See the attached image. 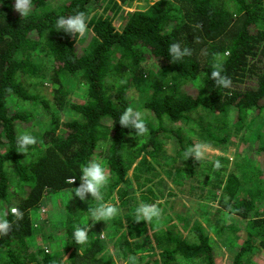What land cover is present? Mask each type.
I'll use <instances>...</instances> for the list:
<instances>
[{
	"label": "trees",
	"instance_id": "16d2710c",
	"mask_svg": "<svg viewBox=\"0 0 264 264\" xmlns=\"http://www.w3.org/2000/svg\"><path fill=\"white\" fill-rule=\"evenodd\" d=\"M133 1L62 0L52 6L48 0H32L31 12L22 17L13 7L15 0H0V215L7 213L12 222L8 235L0 236V264H117L109 252L105 254V239L89 231L87 243L76 244L74 231L66 227L71 241L67 240L65 260L58 251H45L28 240L37 225L31 221L30 210L37 209L49 194L79 186L81 168L92 159L104 164L110 173V182L102 189L103 200L97 206L114 198L121 207L111 219L112 226L120 225L123 218L127 220L125 231L119 235L128 233L131 241L124 237L118 244L124 253L131 252V256L125 254L126 262L135 257L136 264H215L216 238L227 253L233 248L227 264H257L254 258L264 250V187L242 189L239 179L226 166L220 163L222 167L216 169L213 162L209 170L214 172L211 181L215 192H196L200 186L185 173L192 175L199 165L202 168L203 161L191 157L185 160V144L191 141L165 122L191 121L190 114L201 109L219 116L213 119L223 128L228 111L233 109V123L240 130L248 122L249 112L261 115L264 0H156L143 10L128 13L117 29L112 17L122 4ZM103 3L102 13L110 8L113 16L92 13ZM77 10L85 13L88 24L82 38L89 30L92 32L80 51H76L74 36L55 30L57 17ZM173 42L189 47L192 55L173 62L168 53ZM214 54L231 78L230 88L218 87L210 79ZM147 58L155 61L154 70L145 68ZM192 81L200 83L197 93L190 89ZM44 82L52 86V105L59 109L67 105L74 119L61 121V112L57 116L55 109L48 110L47 100L32 91L43 87ZM72 82L84 85L81 102L65 100L67 86L70 91ZM130 88L138 91L142 105L152 113L146 118L145 135L119 124L120 114L133 102L127 95ZM14 100L18 102L16 110L10 104H15ZM30 101L37 105L42 118L50 117V123L38 129L36 144L24 154L18 152L17 129L35 116L21 108ZM221 113L225 116L221 117ZM199 126L204 132L206 127ZM171 139L175 149L161 162L163 144ZM218 139L224 141L222 136ZM257 147L258 153L264 152L262 142ZM176 156L181 170L175 167ZM258 160L263 178L264 162ZM130 169L134 182L127 175ZM159 169L179 185L177 189L193 208L201 207L197 202L205 205L214 201L216 211L206 213L204 208L195 214L198 209L189 206L188 216L173 211L171 203L177 199L169 198L176 194L152 188L155 179L160 178ZM207 177L210 179L209 174ZM68 178H75V183L71 185ZM138 199L147 204L164 199L158 206L171 213L165 219L169 225L165 227V221L150 223L154 230L151 232L143 220L137 222L136 214L126 210L134 212ZM9 200L13 205L8 204ZM83 204L73 194L63 207L54 210L53 217L62 216L66 224L74 209L85 208ZM13 206L23 212V219L16 221L10 214ZM211 213L214 220L224 213L231 214L234 221L226 226L244 233L230 238L229 230L224 228L210 234L200 217L208 218ZM241 222H245V228ZM100 226L109 225L101 222ZM254 254L258 255L252 259ZM145 255L148 259L141 263Z\"/></svg>",
	"mask_w": 264,
	"mask_h": 264
},
{
	"label": "rangeland",
	"instance_id": "374dc122",
	"mask_svg": "<svg viewBox=\"0 0 264 264\" xmlns=\"http://www.w3.org/2000/svg\"><path fill=\"white\" fill-rule=\"evenodd\" d=\"M62 0H48L49 4L52 6L58 5ZM156 0H134L132 4L128 5L127 3L122 4L120 9L115 13L113 16L112 11L110 8H108L105 12L103 11V4H101L94 12L100 15H108L113 16L112 17V23L116 26L117 29H120L122 27V23L126 17V15L130 12H133L135 10H143L145 9L149 4L153 3ZM92 36V32L89 30L87 36L85 38L78 37V39L75 41L76 51H80L82 49V46L88 42L90 37ZM79 38L81 40H79ZM146 69L154 70L155 69V61L151 58H147V62L144 65ZM73 81H76V78H73ZM198 84V85H196ZM196 86L200 87V83L198 81H192L190 82V89L193 91V93H197L198 88ZM67 95L65 100L67 102H81L84 95V85L81 83L72 82L71 88L69 91V86H67ZM35 94L38 95V97H41L44 100H47V102L50 104V107L48 110L55 109V114L59 116V111L61 112V115L64 117L61 118V121L66 119H74L76 116L74 112L69 115L68 112V106L65 105L62 108H58L56 106H53V91L52 86L50 85V82H44L43 87L38 86L35 90H32ZM128 97L132 98V103L130 107H133L137 110H140L146 114V118H150L152 113L142 105L141 99L142 97L139 96L138 91L134 90L133 88H130L127 92ZM14 103L11 101L10 104L13 105V110L18 109V102L14 100ZM264 103V100L262 101ZM37 106V105H36ZM31 101L28 103L27 106L22 105L21 108H24V110L30 111L35 114L33 119H31L28 123H23L20 125L17 129L18 134L20 133H31L33 136L37 134V131L40 127H42L45 124H49V118L48 115H45L44 118H42L41 114H38V109ZM225 114L221 113V117H224ZM248 116V122L245 124V126H242V128H239L240 130H237V126L233 123V120L235 118L233 114V109H230L228 111V117L226 118V124L222 128L221 123H218L214 121L213 118H220L219 116H212L210 114H206L201 109L198 111L193 112L190 114L191 121H185V120H179L176 122H165L167 125H169L170 128L178 130L183 135L186 136L187 140L191 141V144H185V149L192 147L197 144H203L206 146V157L204 159H201L203 161L202 168L201 165L197 167L192 175H187L185 173V177L188 179H194L193 184H197L200 186L195 191L203 194H209L212 192H215L213 182L211 181L212 178H214V172L209 170L210 167H212V163L215 161H219L222 163V165L226 166V170H228L230 173L234 174L240 181V185L245 189H260L264 187V176L262 178V175L260 176L259 173L261 172L258 169V159L261 160V163L264 162V152L258 153L256 150L258 149L257 145L262 142L264 144V110L262 111L260 116H255V114H251L250 112L247 114ZM194 120V121H192ZM199 125H203L206 127L205 131H201V127ZM199 126V127H198ZM217 136V137H216ZM223 137L224 141L220 142L218 138ZM174 140L165 141L163 144V149L161 150V153L159 154L160 161H164L169 154H171L175 149L173 142ZM179 158L175 157V167L179 168L181 170L182 165L178 160ZM98 161L97 159H95ZM150 160V159H149ZM99 162V161H98ZM101 163V162H100ZM149 163V161H148ZM147 163V164H148ZM102 164V163H101ZM146 164V167H147ZM156 165V163H154ZM205 164L208 166L207 169H205ZM107 174L110 177V173L108 168L102 164ZM201 168V169H200ZM184 171V170H182ZM185 172V171H184ZM132 169L128 171V176L133 181V177L131 176ZM207 174H209L210 179L207 177ZM159 180L155 179V182L153 183V190L155 192L159 191L164 194H166L169 190L173 191L174 194H176L174 197H171L172 199H177L172 201L171 207L173 208V211H180V214L187 215V206H189L191 209H198L195 211V214H199L204 208L207 210V212L212 210L216 211V206L214 201H207L206 204L201 202H197V205L201 206L200 208H193V206L188 203L185 199V196L180 193V191L177 189L178 184L173 182L172 180L169 181L167 173H165L163 170L159 169ZM161 179L166 182L164 183L161 181ZM198 180V181H197ZM134 182V181H133ZM174 184H173V183ZM212 183V184H211ZM168 186H167V185ZM71 198V191L69 190H62L58 193L49 194L45 196V198L42 199V201L39 203V206L37 209L30 210V218L31 221L36 223L35 225L32 238H28L30 241V244H36L39 247H42L49 251L56 250L58 251L62 256L63 260L66 259V252L64 251L66 247L69 245V242L67 244V240L71 241V236L69 233L66 232V227L69 226L73 231L77 225H91L89 229V234L92 235H98L101 240L105 239L106 244H108V252L112 255L113 259H115V262L117 264H125V254L131 256V252L124 253L123 251L116 246L117 253L114 252L115 248L110 244V240L114 235H116L118 240L123 239L124 237L130 238V235L126 233V235H119L120 231H125L126 228V218H123V221L120 225L112 226L111 219L107 221H94L90 214L88 209L97 207V204L99 201H96L91 198L90 195H88L87 200L83 201L84 209H74L70 216L67 218V223H63L62 216L60 217H53L54 210L58 206H64L67 201ZM75 199H79L76 198ZM114 198H108V201L106 203L114 204L116 207L120 208L121 205L118 203V200L114 201ZM180 199V200H179ZM59 200V201H58ZM183 204H181L179 201ZM182 200V201H181ZM142 201V200H138ZM163 202L162 200H155L153 203L158 204L160 202ZM8 204L11 206L13 205V200H9ZM212 207H209L211 206ZM161 209V215L159 218H153L150 222L147 223H161L164 222L166 218L171 217V213L166 212L163 210L162 205L158 206ZM131 212V214H136V210L132 212V210H126ZM188 216V215H187ZM132 217V216H130ZM51 218V219H50ZM231 214L224 213L221 217L218 219L213 218L212 213L208 218H201L200 221L203 223L205 229L210 232V234H213V230L216 229H224L229 230V237L232 238V235L239 236L244 233V231H241L240 229L235 230V228H230L226 226L229 225L230 222H233L234 220L230 219ZM50 219V220H49ZM109 225L107 228L101 227L100 223ZM242 223V222H241ZM62 224H65L64 226ZM119 224V223H118ZM242 228H245V222L242 223ZM168 224L167 221H165L164 226L166 227ZM244 226V227H243ZM37 229V230H36ZM186 229V228H185ZM188 230V229H187ZM187 230H184L185 236L189 237ZM152 232V231H151ZM149 232V233H151ZM226 232V231H225ZM192 235V234H191ZM192 239H195L192 235ZM216 240V244L214 243V259L215 264H227L230 258H232L233 255V248L230 250L229 253H227V249L223 248V244L220 240L214 238ZM131 240V238H130ZM242 240L240 239L239 242ZM66 244V245H65ZM227 244L230 246L229 242ZM217 245V246H216ZM71 246V243H70ZM107 246V245H106ZM216 247V248H215ZM154 252L157 256V250L154 249ZM149 254V253H147ZM259 257H255L254 254L252 256V259L254 258L255 262L257 264H264V250H259ZM148 259L147 255H145V258L142 259L141 263L145 262ZM136 264V262H135ZM138 264V263H137Z\"/></svg>",
	"mask_w": 264,
	"mask_h": 264
},
{
	"label": "clouds",
	"instance_id": "9594fccd",
	"mask_svg": "<svg viewBox=\"0 0 264 264\" xmlns=\"http://www.w3.org/2000/svg\"><path fill=\"white\" fill-rule=\"evenodd\" d=\"M14 9L22 16H27L32 9V0H15ZM57 31L63 30L65 33L77 37H84L88 31V24L84 12L77 10L74 14L67 16L61 15L56 19ZM168 53L173 62H178L186 56L192 55V50L187 47H181L178 42H173L168 47ZM210 79L214 84L221 88H230L232 85L231 78L225 74V68L220 58L214 54L213 63L211 65ZM119 124L121 127L134 129L137 135H145L148 133L146 126V114L133 107H127L123 113L120 114ZM36 137L31 133H20L17 137V146L21 153L26 154L30 146L35 145ZM185 160L193 158L196 161L206 157V146L197 144L186 149L184 153ZM214 167L219 169L222 167L219 161L214 162ZM80 184L71 189V198H79L85 201L88 195L96 201L103 200L102 189L110 182V177L106 172L105 167L95 159L89 160L81 168ZM75 178H68V182L72 185L75 183ZM91 218L94 221H107L120 212V209L111 203H104L97 207L88 209ZM10 214L15 217L16 221L23 219V212L18 207H11ZM7 213L0 215V236L8 235L12 228V222L8 220ZM161 209L156 204H147L141 201L136 207V221L150 222L153 218H159ZM91 225H77L73 232V239L76 244H85L88 241V231ZM130 264H135V257H129ZM126 262V264H129Z\"/></svg>",
	"mask_w": 264,
	"mask_h": 264
},
{
	"label": "crops",
	"instance_id": "0c3cea01",
	"mask_svg": "<svg viewBox=\"0 0 264 264\" xmlns=\"http://www.w3.org/2000/svg\"><path fill=\"white\" fill-rule=\"evenodd\" d=\"M161 181H163L162 179H161ZM164 182V181H163ZM164 183H166V182H164ZM167 185V184H166ZM168 186V185H167ZM138 192H139V190L138 191H136L135 193H137V195H138ZM169 199H171V198H169ZM138 200H140V199H138ZM137 200V203L139 204L140 203V201H138ZM157 205V204H156ZM134 218H135V220L137 219V217L136 216H134ZM142 224H145V226H146V228L147 229H149V231H152L153 230V228L151 227V225L149 224V223H147L146 221H143V223ZM138 226V228H140L141 227V224H137ZM154 231V230H153ZM88 235V234H87ZM96 236H98L97 234H96ZM118 237L116 236V235H114V237H112V239L110 240V244L115 248V251L114 252H116L117 253V249H116V246H118V244L120 243V241L122 240H118L117 239ZM129 239V241H131L130 240V238H128ZM106 243H108V242H105L104 243V245H105V254H108V250L107 249H109V247H108V244H106ZM107 245V246H106ZM223 248H225V247H223ZM112 256V255H111Z\"/></svg>",
	"mask_w": 264,
	"mask_h": 264
},
{
	"label": "built area",
	"instance_id": "2783aa9c",
	"mask_svg": "<svg viewBox=\"0 0 264 264\" xmlns=\"http://www.w3.org/2000/svg\"><path fill=\"white\" fill-rule=\"evenodd\" d=\"M11 209V208H10ZM45 251H48L47 249H45Z\"/></svg>",
	"mask_w": 264,
	"mask_h": 264
}]
</instances>
